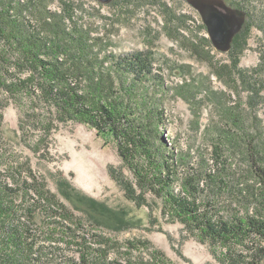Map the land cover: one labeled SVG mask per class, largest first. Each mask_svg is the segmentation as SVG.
I'll return each instance as SVG.
<instances>
[{
  "label": "trees",
  "instance_id": "trees-1",
  "mask_svg": "<svg viewBox=\"0 0 264 264\" xmlns=\"http://www.w3.org/2000/svg\"><path fill=\"white\" fill-rule=\"evenodd\" d=\"M56 1L0 0V109L9 101L18 108L27 147L39 154L61 125H86L115 144L127 173L110 166L109 174L126 193L156 199L162 216L208 245L218 264H264V137L257 118L251 130L241 103L214 97L215 119L201 132L206 146L184 147L167 132V102L175 94L193 104L206 81L167 84L152 50H110L76 14L86 10L83 3L58 0L57 8ZM246 1L228 5L249 14ZM164 16L172 37L189 30L182 41L220 80L237 86L245 77V25L229 63L214 59L211 38L200 32L204 22L195 27L191 14L168 4ZM7 151L0 130V264H177L147 238L116 241L91 228L89 219L108 227L93 215L104 220V203L59 179V193L85 218L75 214L28 160L10 154L14 163L5 164Z\"/></svg>",
  "mask_w": 264,
  "mask_h": 264
},
{
  "label": "rangeland",
  "instance_id": "rangeland-1",
  "mask_svg": "<svg viewBox=\"0 0 264 264\" xmlns=\"http://www.w3.org/2000/svg\"><path fill=\"white\" fill-rule=\"evenodd\" d=\"M72 1L77 5L84 4L86 10L77 11L76 14L82 15L86 22L92 24L94 35L103 36L110 50L121 54L152 50L154 64H162L167 84L174 86L186 80H204L205 86L215 91L209 95L208 91H204L206 87L201 86L202 92L193 104L175 94L169 97L167 132L172 136H180L184 147L192 145L195 152L202 144V147L206 146L201 132L211 119H215L217 108L214 97L227 99L230 104L241 103L240 109L247 127L251 128L254 125L252 120L257 118L264 137V30L261 29L264 26V0L246 1L245 7L249 11L244 23L247 39L239 64L245 77L241 75L237 86L220 80L206 60L194 56L188 43L182 41L183 34H189L187 28L181 27V35L177 33L172 37L169 28L165 27L166 4L180 13L191 14L194 21L190 20V23L193 26L203 24L200 13L189 0H113L106 3L100 0ZM229 1L225 0L227 3ZM59 5L57 0L54 6L59 8ZM200 32L209 37L207 29L201 28ZM212 54L220 62L231 61L228 52L220 51L215 46ZM5 104L0 109V130L8 150L4 155L5 164L14 163L10 154L28 160L31 168L45 177L50 189L58 193L75 214L83 218L84 213L76 210L72 201L59 193V179L66 178L86 196L104 203L110 210L104 220L97 211L93 215L99 222L108 223V227L96 226L91 219V224L88 221L87 224L113 240L147 238L177 264H218L208 245L193 238L182 224L169 222L162 216L156 199L126 193L112 179L110 166L123 168L127 173L113 141L98 135L86 125L68 123L55 129L45 146L42 145L40 153L34 154L26 145L29 136H23L20 130L18 108L11 101ZM197 114H200L199 131L195 123ZM36 133L33 132L30 138ZM67 252L75 253L73 249H67Z\"/></svg>",
  "mask_w": 264,
  "mask_h": 264
},
{
  "label": "water",
  "instance_id": "water-1",
  "mask_svg": "<svg viewBox=\"0 0 264 264\" xmlns=\"http://www.w3.org/2000/svg\"><path fill=\"white\" fill-rule=\"evenodd\" d=\"M104 3L113 0H100ZM207 26L213 45L223 52L231 49L235 36L246 22V11L228 5L225 0H189Z\"/></svg>",
  "mask_w": 264,
  "mask_h": 264
}]
</instances>
